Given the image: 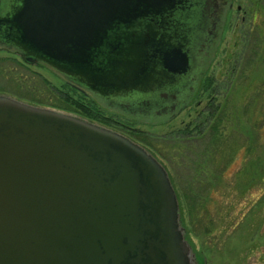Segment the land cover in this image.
Here are the masks:
<instances>
[{
    "label": "water",
    "instance_id": "1",
    "mask_svg": "<svg viewBox=\"0 0 264 264\" xmlns=\"http://www.w3.org/2000/svg\"><path fill=\"white\" fill-rule=\"evenodd\" d=\"M218 3L0 0V45L100 105L168 119L198 90ZM0 264L197 262L152 152L87 118L0 94Z\"/></svg>",
    "mask_w": 264,
    "mask_h": 264
},
{
    "label": "rangeland",
    "instance_id": "2",
    "mask_svg": "<svg viewBox=\"0 0 264 264\" xmlns=\"http://www.w3.org/2000/svg\"><path fill=\"white\" fill-rule=\"evenodd\" d=\"M217 9L188 106L168 119L102 109L94 120L135 139L166 166L197 264H264V0H219ZM65 79L0 45V94L52 109V100L65 105L66 94L87 102ZM220 102L227 115L212 131Z\"/></svg>",
    "mask_w": 264,
    "mask_h": 264
},
{
    "label": "trees",
    "instance_id": "3",
    "mask_svg": "<svg viewBox=\"0 0 264 264\" xmlns=\"http://www.w3.org/2000/svg\"><path fill=\"white\" fill-rule=\"evenodd\" d=\"M247 48H249V46ZM249 50H251V49L249 48ZM251 51L253 52V54H256L259 50L257 49V50H251ZM263 93H264V89L260 92V94H263ZM87 99H88V101L84 102V101H81V100L73 99L69 95L66 94L65 97H64V103H63L65 105H61V103H56L57 101H53L52 100V104L49 105V106L50 107H54L56 109H62L64 111L75 113V114H77V115H79L81 117L87 118L88 120L95 121L94 119L97 117L95 114L96 113L99 114L101 112V110H100V108L97 106V104L93 100H91L89 97H87ZM35 101L37 102V104L45 105L44 102H41L39 100H34V102ZM249 105L250 104H246L245 106L248 108ZM64 106H66V107H64ZM220 107H221V102L218 103V106L216 107V109H219L220 113H219V116L217 118V121H215L213 123V125L211 126V130L212 131H216L217 130V127L220 126L219 121H222V117L227 115V113H226V111H227L226 104L223 106L222 110H220ZM76 110L78 112H76ZM261 111L264 114V99L261 102ZM97 123H99V122H97ZM235 130H237V129H235ZM164 167L166 168V166H164ZM170 180H171L172 186H174V188H175V184L173 183L171 178H170Z\"/></svg>",
    "mask_w": 264,
    "mask_h": 264
},
{
    "label": "flooded vegetation",
    "instance_id": "4",
    "mask_svg": "<svg viewBox=\"0 0 264 264\" xmlns=\"http://www.w3.org/2000/svg\"><path fill=\"white\" fill-rule=\"evenodd\" d=\"M114 32H111V33H109V39H112V37L114 36ZM18 52V51H17ZM19 53V52H18ZM20 54V53H19ZM33 63H37V64H43V65H47V64H45V63H43V62H40V61H32ZM31 62V63H32ZM30 63V62H29ZM50 67V66H49ZM65 81V83L67 84V85H69V86H71L72 88H74V89H76V90H78L79 92H81L82 94H84L85 96H87V97H89L91 100H93L94 102H95V100L94 99H96V98H94V94L92 93V92H90L89 90H87V89H84V88H82V87H80L78 84H76L75 82H73V81H69V80H67V79H65L64 80ZM196 92H197V90H196ZM196 92H194V94H196ZM96 104H97V106L100 108V110H104L105 112H108V113H112L113 115H116V116H119L121 113L120 112H118V111H115V110H112V109H110V108H107L106 106H104V105H100L98 102H95ZM188 104H189V101H188V103H187V105L186 106H188ZM185 106V107H186ZM90 121H92V120H90ZM93 122H95V121H93ZM96 123V122H95ZM99 124V123H98ZM100 125H102V124H100ZM117 131V130H116ZM119 132V131H118ZM125 135V134H124ZM129 137V136H128ZM133 139V138H132ZM134 141H136L135 139H133ZM136 142H138V141H136ZM139 143V142H138ZM141 144V143H140Z\"/></svg>",
    "mask_w": 264,
    "mask_h": 264
}]
</instances>
